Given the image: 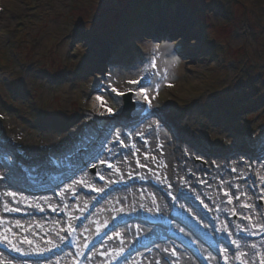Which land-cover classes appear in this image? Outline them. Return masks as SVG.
I'll list each match as a JSON object with an SVG mask.
<instances>
[{
    "label": "rangeland",
    "instance_id": "1",
    "mask_svg": "<svg viewBox=\"0 0 264 264\" xmlns=\"http://www.w3.org/2000/svg\"><path fill=\"white\" fill-rule=\"evenodd\" d=\"M173 7L183 11L179 18L184 20V25L180 20L169 19L155 26L152 32L146 31L145 24L140 21L146 13L152 19L156 13L169 15ZM138 23L143 27L133 28ZM187 25L192 26L190 34L186 32ZM136 30H141V37L133 33ZM144 42H152L153 47L147 48ZM152 61H155V68L151 66ZM109 72L111 83L125 92L138 87L127 84V80L146 74L152 88L160 85L159 94L153 100L156 107L152 111L161 114L162 126L149 128L159 120L157 116L145 118L138 126L128 120L127 125L122 124L125 118L119 117L121 97L114 93L110 95L103 87L109 83ZM131 98L134 104L131 117H136L141 105L135 103L137 97L134 94ZM108 108L118 113L111 123L105 120L109 116ZM100 112L105 115H99ZM103 128L109 130L103 131ZM113 129L121 133L123 142L131 133V143L134 145L136 139L137 146L132 151L130 146H123L124 151H120L121 144L113 142L116 140ZM185 131L195 134L194 141L199 144L191 143L184 135ZM161 132L165 139L159 136ZM136 133H143V136ZM101 141L103 147L91 153V148H98ZM162 144L169 153L161 161L168 166L166 173L172 174L168 192L162 195V214L167 213L174 193L179 197L177 205L180 208L192 205L183 196L187 190L203 195V199L200 198L203 202L218 197L220 234L226 231L228 234L233 226L228 227L227 220L231 219L235 225L245 222L246 198L254 197V211L262 206L261 192L253 186L258 181V174L264 184V173L258 169L261 166L264 170V152L258 154V158L253 153L264 148V0H0V176L7 177L0 180V206L13 209H3L4 232L9 231L10 220L20 207L6 195L8 191L35 198L38 196L36 188L42 184L31 181L29 176L34 178L41 174V177L53 179L64 174L66 166H77L76 174L65 184H58L55 194L39 193L42 200H35L29 213L16 215L20 219L26 216L30 222L28 225L34 233L32 249L23 250L17 246L21 259L0 250V254L8 258L0 262L34 263L27 258L34 250L41 249L37 248L39 241H49L48 231L57 230L58 236L63 235L64 231L57 225L61 216L55 213L65 209L69 213L70 209L54 204V195L63 205L74 203L79 196L88 198L87 190L85 192L80 185H93L97 173L102 175L115 168L114 160L104 157L127 153L134 159L136 151L146 147L164 152ZM235 145H246L253 149L252 153L232 151ZM224 148L230 151L227 153ZM152 156L147 158H151L153 165H158L161 161L158 162L156 155ZM84 157L86 163L80 168L78 161H83ZM102 159L104 163H100ZM51 161L57 167H53ZM108 162L112 165L110 170L105 169ZM144 169L150 168L144 166ZM253 171L257 173L256 181H253ZM80 173L90 178L73 190L75 176ZM175 174L185 179V191L175 192L178 189ZM138 176L144 177L142 170ZM152 179L156 181L153 183H163V177L154 175ZM220 180L228 181V187L220 185ZM140 185L158 190L147 180ZM160 189L164 190L162 186ZM191 192L190 195H194ZM3 196L7 197L8 203H3ZM71 197L74 199L70 200ZM151 198L148 192L136 197V206L139 200H147L154 206ZM229 199L234 204V218L225 211ZM99 205H94L87 216L94 232L101 227L95 214ZM76 208L71 217L73 221L84 206L77 203ZM190 212L196 215L194 210ZM34 216L37 218L31 221ZM197 219L211 239L218 238L212 220L202 216ZM133 226L147 232L143 224L133 223ZM173 227L182 229L175 223ZM17 228H23L22 224ZM78 228L82 234L79 225ZM116 229L125 230L123 226ZM261 230L262 224L253 233L264 238ZM182 232L188 234L184 229ZM249 235L238 236L249 240L254 237ZM108 237L109 233L99 245L105 251L109 249ZM111 239L113 243L115 237ZM219 246L224 251L223 245L219 243ZM260 246L264 247L263 244ZM230 248L231 243L227 251ZM100 249H97L98 254L102 253ZM200 249L208 254L211 264H218L219 257L214 256L208 246L204 244ZM182 250L168 241L154 243L146 252L164 264L167 262L164 252L178 255ZM142 251H145L142 247L138 248L135 255ZM65 252L68 253L67 249ZM230 260L231 256H228V263ZM46 261L42 260L41 264L48 263ZM251 262H254L253 258Z\"/></svg>",
    "mask_w": 264,
    "mask_h": 264
},
{
    "label": "bare ground",
    "instance_id": "2",
    "mask_svg": "<svg viewBox=\"0 0 264 264\" xmlns=\"http://www.w3.org/2000/svg\"><path fill=\"white\" fill-rule=\"evenodd\" d=\"M169 12H170V18H174L175 20H180V22L183 24L184 20L179 18L183 12L182 10L180 11L179 9H177V7H173V8H170ZM163 18H162L161 22L165 21ZM157 25H159V24H157ZM186 30H187L186 31L187 34H190L192 32V26L187 25ZM136 32H138V31H136ZM149 32H152V30H150ZM142 41H143V39H142ZM144 45L147 48L153 47L152 42H150L149 44L144 42ZM178 72H179L178 74L180 75L181 71L179 70ZM112 121H113V119L110 122H112ZM159 136H161L162 139H165L164 133H162V132L159 133ZM192 142L193 143L196 142L197 145L199 144L198 141H192ZM224 149H226L227 153L230 151V149H228V148H224ZM163 150H164V152L161 149L154 151V150H152L151 147H146L140 151H136V153H137L136 158H138L137 165H134V163H133L135 158L132 159V156L130 157V155L127 153H125L123 155L118 153L116 156H113V157L111 155L109 157H104V159H113L115 162L114 163L115 164L114 170H112L109 173L108 172L104 173V183L103 184H97L95 181V178H94V182H95L94 185H88L87 184V185H85L86 187H83V185H80V187L84 188L85 192H86V190H88V193H89V189L97 187L99 195L105 194V198H107V199H104L97 208H95L96 219L99 221L100 226H101L99 232L92 231L91 221H90V218L88 217L86 219L85 223L80 224V226H79L82 234H80L79 236L77 235V237H76L77 241L79 240V237H80V241H79L80 245H79V248L77 250H73L71 252L69 251L70 253L65 252L64 244H65L66 236L61 235V237H63V239H61L60 235L59 236L57 235L58 234L57 230H52V231H48L47 236H48L49 241L47 243L42 242V241H39L37 243V248H43V249H40V251H38V252H37V250H34V253H43V252H47L50 249L54 248V249L58 250V253L53 256V257H55V260H52V258H53L52 257L51 259L47 260L46 262H48V263H45V264H52L53 261H54L53 264H55V261L59 262V264H71V261L76 257L77 253L79 252V249L88 248L90 246L89 242L91 241L92 238H94L97 234H99L103 231H108V233H109L108 245L111 246V250L108 253H104L105 250L102 247L101 249H102L103 254L99 255L97 253V248H94L89 253L87 260H86V263H85V264H107L121 250H124L126 246L127 247L134 246L135 244H137V242L139 240L143 239L141 237V235L142 236H144V235L148 236V239H152L155 236H157L162 231V229L160 227L157 228V227H153V226H146L147 228L150 229L147 232L141 231L139 229V227H134L133 224L125 226L124 231L117 230V229L114 230L113 228H114L115 220H117L118 218H120L122 215H124L126 213L134 212L136 214H139V213L146 214V215H157L158 214V215L163 216V214L161 213V211L164 212V208H163L164 203H163V196L162 195L165 192H168L167 185H168L169 179H171V176H172L171 173H166L168 166L166 167V165L161 161V160H165V158H167V155L169 153V152L168 153L165 152L166 146H164V145H163ZM252 150L253 149L248 148L246 145H244V146L235 145L232 148V151H235L237 153H241V152L252 153L251 152ZM261 152H264V148L261 149ZM153 154L157 156L158 162L161 161L158 163V165L157 164L153 165V162H151V160H150L151 158H153V156H152ZM85 156H87V155H85ZM147 157H151V158L149 159ZM172 160L169 162L171 163ZM108 163H106V165H108ZM230 163H232V162H230ZM144 166L149 167L150 169L145 170ZM229 167L234 168L230 164H229ZM117 169H119V171H117ZM258 169L260 170V172L264 173L263 167L258 166ZM140 170H142V172L144 173V177L142 176V178L140 176H138V175H140ZM135 174H137V175H135ZM256 174L257 173L253 171V175H254L253 181H256V178H255ZM154 175L157 176L158 178L163 177V183L162 184L159 182L157 184L156 183H154V184H156V186H162V188L164 190H162V189H160V187H158V190L155 191L154 189H151L150 186L140 185L141 183L146 182V180L148 183L154 181L152 179V177ZM97 176H99V175H97ZM75 177H76L75 182L72 186L73 190H77V186L83 180L88 181V179L90 178L85 173H83V175H81V173H80ZM175 177H179V176H177V174H175ZM257 177H258V181L254 184L253 188L254 189L256 188L258 191L261 192V199H262L261 208L258 207L254 211V207L252 204V203H254V197L249 196L248 198H246V200H248V202L247 203L245 202V210H244V214L247 215L248 220H246V222H244V223L238 222L236 225L234 223H232L231 219H230V221L227 220L228 221V227L233 226L231 233L228 232V234H225L227 231L225 233L219 234L220 229H218V234H219L218 237L219 238H216V240L219 243H221L224 247V251L223 250L221 251L220 258L225 259V257L231 256V261L229 264H233V263H235V264H260V262L262 260H264V247L260 246L262 244L264 246V238L260 235L258 236L257 232L255 234L253 233L254 229L257 226H259L260 224H263V222H264V184L262 183V176L258 174ZM80 179H81V181L78 182V180H80ZM67 181H69V179ZM67 181L62 182L61 184H65ZM105 181H108V182L105 183ZM109 181H113V182L111 183ZM222 181L223 180L219 181L220 185L223 184V187H225V184H226L228 187V181H226V182L225 181L222 182ZM154 182H156V181H154ZM110 183L112 186L115 187V190L112 191L113 193L108 192V190H107ZM125 183H126V186L123 187V184H125ZM234 184H235V180L233 182V185ZM180 186L181 185H179V182L176 181L175 187L180 188ZM139 187H144V189L138 190ZM100 189H103V191H100ZM177 190L178 189H176L175 192ZM160 191H161V194H160ZM37 192H38V196H35V198L29 197V196H24V195L20 194L19 192H17V195L15 197H12V201L14 203H16L17 206H20L16 212L17 214L24 213L25 211L29 213L31 211V208H29V207L33 206V202H36L35 200H37V201L42 200L39 197V196H41V194H39L40 192L39 191H37ZM146 192L151 194V196H152L151 200L153 201V203L155 202L154 206L149 205L147 200H143V201L139 200V205L136 206V204L138 202L136 200V197L142 196ZM189 192H191V191H189ZM191 193L197 194L196 192H191ZM159 194H160V196H159ZM176 194L177 193H174L175 196H176ZM34 195H36V194H34ZM117 195H123V196H117ZM111 196H116V197L113 198ZM192 196L194 198H197V199H200V198L203 199V195H200V196L192 195ZM54 197H55V199L53 200L54 204L61 206L62 209H64V207H68L70 209V211H69L70 216H69L68 220H65V218H63V219L60 218V220L57 221L58 228L61 227V229H63L65 226L75 225V222L73 221V219L71 217L73 215H75L74 211H75V209H77L76 208L77 203L84 206L83 210L78 211V215H80V217L84 215L83 214L84 211H87L88 209H93L94 205L97 204L96 203L97 197H94L92 195L88 196V198H85V197L82 198L79 196L76 198V201L74 203L68 202L65 205L58 202L56 200L55 195H54ZM227 197L229 198V195H227ZM6 199H7L6 196L2 197L3 203H8L9 200H6ZM178 200H179V198H178ZM219 200L220 199L218 197H213L212 199H209L206 202H203L200 200L201 201L200 206L204 207L203 210H199L194 205H191L189 207H183V209L186 211V213H188L191 216H193V214L191 212H189V210H194L196 212L195 217L194 216L188 217L189 219H191L194 222L195 225L198 224V221L195 220L197 218V216H202V217H206V218L209 217L212 220H214V223L217 224L216 227H218V224H219L220 219H221L219 214L214 212V211L209 212L205 208V205L210 207L209 202L212 201L211 207H213L214 205L218 206ZM26 204H30V205L26 206ZM21 205H24L25 207H22ZM5 207H7V206H0V218H1L0 219V245L6 249H9L12 253L16 252V250H14V249L17 246H21L23 248V250L32 249V248H30L31 243H28V241L33 240V234L34 233L32 232V229L28 225V223H30V222H28L26 220V216L23 219H20V218L16 217L17 214H13L14 219L11 218V220H10V222H11L10 223V229L6 233L4 232L5 215L3 213V209ZM52 209L53 208H51V210ZM225 209H226L225 211H227L230 215L233 214L235 208H234V204L232 203V201H231V203H229V200H228V202L225 206ZM49 214H51V213H49ZM36 218L37 217H35V216L32 217L31 221H35ZM78 218L79 217H77L76 220H78ZM16 222H17V224H16ZM53 222L56 224V221H53ZM18 223H20V224H18ZM25 223H26V226H25ZM21 224H22L23 228H17ZM156 229H158V232H154ZM27 231H28L29 235L27 234ZM139 232L141 235L139 234ZM117 233H119V235H117ZM229 233H230V235H229ZM239 234L245 235V237H246V234H251L249 236H254V237L253 238L251 237L249 240L248 238H243V236H242L241 239H239L240 238L238 236ZM112 236L115 237L116 241H114L111 244ZM206 236H208V235H206ZM4 237H7V240L11 241V244L7 243L4 240ZM208 240L210 241V238H208ZM233 240L236 241V244L232 243ZM55 243H56V245H55ZM193 243L195 245V248L197 250L201 251L203 260L205 261L203 263H206V264L210 263L211 264V261L209 260L208 254L206 252H203L201 249H199V247L204 246V243H202L197 238L194 239ZM229 243H231L232 248H230V251H227ZM236 245H239V248H237ZM252 245H255V248H253ZM160 246L162 247L163 245H160ZM34 248H36V247H34ZM18 253H21V252H16V254H18ZM54 253L55 252L52 249L50 251V254H54ZM186 253L187 252L185 250H182L181 253L178 255L171 252V251L164 252V256L166 257V260H167V262H165L164 264H168V263H172V264H202V263L197 262L195 259H193V258L191 259V257H188ZM136 258L140 259V261L137 262V261H133V260H127L123 264H126V263L127 264H140V263L141 264H162V263H158L155 257H149L148 252H146V251H142L141 253H139V255H137L134 259H136ZM252 258H253V260H255V262H251ZM5 259L7 260L8 258H6L3 254H0V260H5ZM9 262H11V260H9ZM0 264H4V263L0 262ZM31 264H41V262H34Z\"/></svg>",
    "mask_w": 264,
    "mask_h": 264
},
{
    "label": "snow or ice",
    "instance_id": "3",
    "mask_svg": "<svg viewBox=\"0 0 264 264\" xmlns=\"http://www.w3.org/2000/svg\"><path fill=\"white\" fill-rule=\"evenodd\" d=\"M176 43H177V46H179V41H177ZM173 63H176V61H173ZM151 66H152V68H155L156 67L155 61H152L151 62ZM111 75L112 74L110 72L107 74V78L109 80V83L107 85H103V87L105 88V90H108L110 95L114 93L116 97H123V96L129 95L130 93L131 94H134L137 97L135 103L140 104L142 106L140 108V112H144L145 110H147L149 117L150 116H157V117H159V120L158 121H154L153 124H150L149 125V128H153V127H157L158 128V127L162 126V124H163V117L161 116V114L158 111H152V109L154 107H156L155 105H153V100H155L156 99V96L159 94V87H160V85L157 84L155 86V88H152L150 81L148 83H145V81L147 80V74H146L144 76H140L137 79L127 80L126 81L127 84H129V85H137L138 87L136 89L129 88L128 91L125 92L123 90H119L116 86H114L111 83ZM93 108H95V106H93ZM106 112H107V114L109 116H117L118 115V113L117 112H114L113 109H111V108L106 109ZM99 115H105V113L104 112H100ZM52 119H55V117H52ZM141 123H143V120L141 121ZM125 127H126V125H125ZM113 132H114V134L116 136V140L113 141V142L114 143L123 144V140L120 139L121 133L119 131H116L115 129H113ZM136 134L143 136V133H136ZM129 135H131V133H129ZM100 163H104V161L103 160H100ZM93 167H95L94 164H93ZM108 167L111 168L112 165L109 163L108 164ZM232 170L233 171H236V169H232ZM117 171H119V169H117ZM6 178H7L6 176H0V180H4ZM100 179H104V176L103 175H100ZM100 191H103V189H100ZM6 195L7 196H10V197H15L17 195V193L14 192V191H8L6 193ZM227 195H228V193L225 192V196H227ZM229 203H231V199H229ZM181 207H183V205H181ZM205 207H207V206L205 205ZM5 210L6 211H11L13 209H10V208H7L6 207ZM69 228L71 229V225H69ZM181 231H183V229H181ZM117 235H119V233H117ZM229 235H230V233H229ZM61 239H63V237H61ZM4 240L7 243L11 244V241L7 240V237H4ZM28 243H31V241H28ZM232 243L233 244H236V241L233 240ZM236 246H237V248H239V245H236ZM252 247L255 248V245H252ZM15 250L16 251H19L20 249L16 248ZM225 260H226V264H227V257H225ZM260 264H264V260H262L260 262Z\"/></svg>",
    "mask_w": 264,
    "mask_h": 264
},
{
    "label": "water",
    "instance_id": "4",
    "mask_svg": "<svg viewBox=\"0 0 264 264\" xmlns=\"http://www.w3.org/2000/svg\"><path fill=\"white\" fill-rule=\"evenodd\" d=\"M162 17H164V20L165 21H169L172 20L174 21L175 19L174 18H170V14H164L162 12ZM122 102H123V105H122V110L121 112L119 113V117L120 118H129L130 115H131V111L133 110V103L131 101V97H130V94L129 95H126V96H123L122 97Z\"/></svg>",
    "mask_w": 264,
    "mask_h": 264
},
{
    "label": "trees",
    "instance_id": "5",
    "mask_svg": "<svg viewBox=\"0 0 264 264\" xmlns=\"http://www.w3.org/2000/svg\"><path fill=\"white\" fill-rule=\"evenodd\" d=\"M250 85V84H249ZM239 107V106H238ZM239 108H241V107H239Z\"/></svg>",
    "mask_w": 264,
    "mask_h": 264
}]
</instances>
